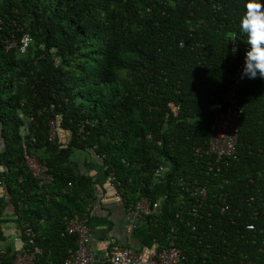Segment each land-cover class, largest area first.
<instances>
[{
  "label": "trees",
  "instance_id": "1",
  "mask_svg": "<svg viewBox=\"0 0 264 264\" xmlns=\"http://www.w3.org/2000/svg\"><path fill=\"white\" fill-rule=\"evenodd\" d=\"M245 3L0 0V264H13L25 229L40 250L32 264H62L74 249L64 228L85 213L96 183L76 152L114 178L124 209L140 197L159 203L142 220L154 251L172 241L178 264H264V81L245 78L239 90L235 158L214 174L194 155L244 61ZM26 33L34 43L18 57ZM24 148L48 167L45 188ZM159 165L166 170L154 175ZM178 179L204 183L206 199L188 198ZM10 223L20 230L14 247Z\"/></svg>",
  "mask_w": 264,
  "mask_h": 264
},
{
  "label": "built area",
  "instance_id": "2",
  "mask_svg": "<svg viewBox=\"0 0 264 264\" xmlns=\"http://www.w3.org/2000/svg\"><path fill=\"white\" fill-rule=\"evenodd\" d=\"M11 45V44H10ZM9 46H7L8 48ZM233 45L231 48L233 49ZM243 62L240 61L235 70L228 76L226 88L221 96L224 103V108L219 111L211 123L209 124V135L206 144L202 148H196L194 155L206 157V173L213 172L216 174L220 169L227 165L228 161L235 158V137L237 131V122L242 108L239 105V90L243 87L245 79H240V74L243 68ZM177 111V107L174 108ZM55 134V122H48V138L47 141H52ZM32 138L28 143H33ZM22 161L30 173L31 177L36 181L39 188H45L52 181V176L44 161H39L35 155L27 150H22ZM164 165H159L154 170V175H160L165 171ZM113 186V197L121 201L120 195L122 189H116L119 184L114 182L112 176L107 178ZM183 194L188 198L193 199L196 203L204 201L207 197V189L204 183H199L197 180H182L176 181ZM2 191L0 190V194ZM223 194L219 195L221 199ZM158 202H151L146 197L138 198L133 205L125 209L126 231L131 233L135 229L136 221H142L145 217L156 213ZM226 209L222 207L221 211ZM90 205L85 208V213L81 217H73L69 219L65 225L64 232L73 235L76 239L75 247L68 252V256L63 260L62 264H94L95 259L90 249V231L88 228V213ZM247 230H252L253 225L247 223ZM15 234L18 236L19 229H15ZM23 234L27 237L26 244L19 246L14 255L13 264H32L40 250L32 245V234L29 229L23 230ZM180 253L169 241L165 246L154 251L151 256H142L135 249L125 246L114 250L110 257L104 260L105 264H178L180 261Z\"/></svg>",
  "mask_w": 264,
  "mask_h": 264
},
{
  "label": "crops",
  "instance_id": "3",
  "mask_svg": "<svg viewBox=\"0 0 264 264\" xmlns=\"http://www.w3.org/2000/svg\"><path fill=\"white\" fill-rule=\"evenodd\" d=\"M72 157L73 161L78 163L79 170L86 169V173L92 175L93 180L96 182L88 216L90 249L95 259L94 264H105L104 260L110 257L114 250L125 246L135 249L144 257L151 256L154 252V244L146 235V228L143 226L142 221H136L134 232L128 233L126 231L123 203L113 197V186L103 176L99 163L90 153L76 152ZM84 160L86 168L82 165ZM90 169H93L94 173ZM9 225L6 227L10 233L7 242L14 247L18 245V240L16 239L15 228L11 223Z\"/></svg>",
  "mask_w": 264,
  "mask_h": 264
},
{
  "label": "clouds",
  "instance_id": "4",
  "mask_svg": "<svg viewBox=\"0 0 264 264\" xmlns=\"http://www.w3.org/2000/svg\"><path fill=\"white\" fill-rule=\"evenodd\" d=\"M245 11L240 19V31L246 37L248 49L244 55L240 79H256L264 81V0H246ZM34 43L29 34L21 38L18 57L26 55L30 45ZM238 48L233 47L236 54Z\"/></svg>",
  "mask_w": 264,
  "mask_h": 264
},
{
  "label": "rangeland",
  "instance_id": "5",
  "mask_svg": "<svg viewBox=\"0 0 264 264\" xmlns=\"http://www.w3.org/2000/svg\"><path fill=\"white\" fill-rule=\"evenodd\" d=\"M4 211L7 213H10V211H11L10 207L5 208ZM3 226H5V224H3ZM2 246H3V244H0V247H2Z\"/></svg>",
  "mask_w": 264,
  "mask_h": 264
}]
</instances>
